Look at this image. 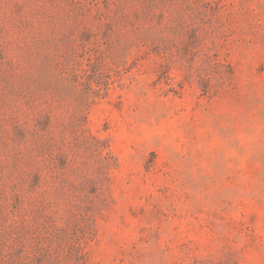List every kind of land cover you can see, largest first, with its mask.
<instances>
[{
  "label": "rangeland",
  "instance_id": "1",
  "mask_svg": "<svg viewBox=\"0 0 264 264\" xmlns=\"http://www.w3.org/2000/svg\"><path fill=\"white\" fill-rule=\"evenodd\" d=\"M0 264H264V0H0Z\"/></svg>",
  "mask_w": 264,
  "mask_h": 264
}]
</instances>
